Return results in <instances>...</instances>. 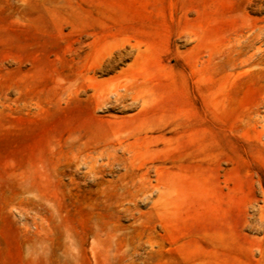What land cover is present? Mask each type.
<instances>
[{"label":"rangeland","instance_id":"1","mask_svg":"<svg viewBox=\"0 0 264 264\" xmlns=\"http://www.w3.org/2000/svg\"><path fill=\"white\" fill-rule=\"evenodd\" d=\"M0 264H264V0H0Z\"/></svg>","mask_w":264,"mask_h":264},{"label":"bare ground","instance_id":"2","mask_svg":"<svg viewBox=\"0 0 264 264\" xmlns=\"http://www.w3.org/2000/svg\"><path fill=\"white\" fill-rule=\"evenodd\" d=\"M145 102V101H144ZM96 156V155H95ZM97 157V156H96ZM98 159V158H97ZM120 162V161H119ZM114 168V167H113ZM158 170V169H157Z\"/></svg>","mask_w":264,"mask_h":264}]
</instances>
